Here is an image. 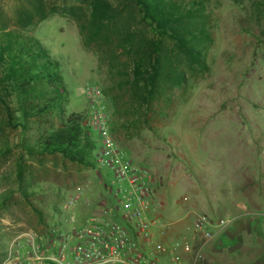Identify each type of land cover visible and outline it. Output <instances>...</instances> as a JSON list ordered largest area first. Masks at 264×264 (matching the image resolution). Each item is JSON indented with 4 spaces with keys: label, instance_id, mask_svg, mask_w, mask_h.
Masks as SVG:
<instances>
[{
    "label": "rangeland",
    "instance_id": "1",
    "mask_svg": "<svg viewBox=\"0 0 264 264\" xmlns=\"http://www.w3.org/2000/svg\"><path fill=\"white\" fill-rule=\"evenodd\" d=\"M108 1L123 11L118 25L142 24L130 0ZM199 1L206 7L212 31L203 56L207 68L187 70L186 82L163 96L144 124L134 126L126 125L110 109L107 96L115 84L107 64L99 59L104 48L86 46V31L78 29L76 19L79 16V24L84 22L90 0H42L47 18L37 22L33 14L34 26L24 30L18 13L21 8L26 10V3L0 0V28L33 36L57 61L67 90L66 115L86 114L90 101L82 90L99 86L104 95L101 106L110 116L115 142L153 173L154 206L159 215L154 227L166 226V242L191 239L193 219L198 215L211 220L229 218L213 208L237 200L230 186L233 169L243 163L251 181L248 186L259 195L249 206L256 214L246 211L247 215L230 220L225 227L227 240L217 238L205 246L200 251L201 262L223 264L219 255L224 252L228 258L224 264H264L262 256L247 263L229 255L237 249L264 245V0ZM185 63H181L183 69ZM22 138L0 104V264L9 245L21 234H32L44 249L52 233L83 227L102 211L101 202L107 194L102 182L103 176L107 181L106 171H101L102 176L94 168L60 155L31 157L21 147ZM92 138L98 141L94 132ZM196 188L201 189L197 199L193 194ZM21 189L29 194L28 200ZM34 208L42 213V222ZM17 253L26 263L30 246L23 244ZM31 264H48V260Z\"/></svg>",
    "mask_w": 264,
    "mask_h": 264
},
{
    "label": "trees",
    "instance_id": "2",
    "mask_svg": "<svg viewBox=\"0 0 264 264\" xmlns=\"http://www.w3.org/2000/svg\"><path fill=\"white\" fill-rule=\"evenodd\" d=\"M23 1L26 10L18 13L21 30L34 26L33 14L37 22L47 18L42 0ZM130 1L140 15L139 26L118 25L123 11L108 0H90L84 22L79 24V16L76 21L78 29L86 31V46L104 48L99 59L115 84L107 96L112 113L134 126L144 124L153 106L186 82L187 70L207 68L203 56L212 31L202 1ZM66 96L59 65L48 50L23 31L0 28V104L11 126L22 133V149L31 157L60 155L94 168L95 141L83 124L86 114L66 115ZM21 192L28 200L29 194ZM34 211L42 222V213ZM234 252H229L231 259L253 262L263 256L264 245ZM222 253L219 261L224 264L228 258Z\"/></svg>",
    "mask_w": 264,
    "mask_h": 264
},
{
    "label": "built area",
    "instance_id": "3",
    "mask_svg": "<svg viewBox=\"0 0 264 264\" xmlns=\"http://www.w3.org/2000/svg\"><path fill=\"white\" fill-rule=\"evenodd\" d=\"M90 101L84 125L98 139L92 157L94 169L103 176L106 197L102 211L89 218L81 228L52 233L45 248L36 244L32 234H21L6 251L3 264H31L42 259L54 264H200V251L213 239L214 231L224 228L228 221L211 220L205 215L193 221L191 239H171L166 242L165 229L154 227V176L146 165L136 163L115 142L110 116L101 106L104 95L95 85L82 90ZM118 219L119 221H116ZM30 246L27 262L19 260L18 250ZM66 250L69 252L66 256ZM45 252L49 256L43 257Z\"/></svg>",
    "mask_w": 264,
    "mask_h": 264
},
{
    "label": "crops",
    "instance_id": "4",
    "mask_svg": "<svg viewBox=\"0 0 264 264\" xmlns=\"http://www.w3.org/2000/svg\"><path fill=\"white\" fill-rule=\"evenodd\" d=\"M236 164H237V161H236ZM247 169H248L247 167L243 166V163L237 164L236 168L233 169V179L231 181L232 186H230V190H232V192L236 196L237 200H233L231 203L225 202L224 204H221L220 207L213 208V211H215L217 214L226 215V218L229 217V218H227L228 222H230V220H232L233 218H235L239 215L240 216L244 215V214L247 215L246 211H249L248 214H256L254 210L251 211V209H250L251 205L250 204L255 202L257 200V198H255V197H259V195L255 194L253 192L254 187H252L250 185L248 186V183L249 182L251 183V181L248 180ZM253 177H254V173L251 176V179ZM200 192H201V189L196 188L195 192L193 193L195 199L198 198V196L200 195ZM244 201L247 203V206L244 203H242ZM218 208L220 211L218 210ZM188 210H187L188 212L193 213L192 209H188ZM239 210H242L243 212H240ZM197 214H201V213H197ZM153 215L159 216L157 211L155 213H153ZM198 216H202V215H198ZM261 216H264V213ZM195 219H193V221ZM158 227H159V229H161V227H163L165 229L164 235L167 236L166 235L167 234L166 233V231H167L166 226H164V224H160V226H158ZM224 228H221L219 231H214L213 239L211 241H209L205 246L211 244L212 241L216 240L217 238H220L222 240H224V239L227 240V237H226L228 234L227 228H225V229ZM223 229L225 230V232ZM222 232H224V233H222ZM205 246L203 249H205ZM228 246L229 245H227V247ZM262 257L264 258V254ZM239 263H240V261H239ZM242 264H244V263H242Z\"/></svg>",
    "mask_w": 264,
    "mask_h": 264
}]
</instances>
